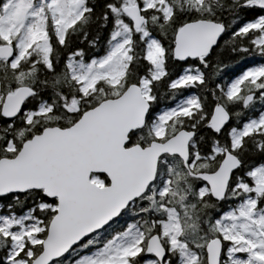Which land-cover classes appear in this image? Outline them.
Instances as JSON below:
<instances>
[{
    "label": "snow or ice",
    "instance_id": "obj_1",
    "mask_svg": "<svg viewBox=\"0 0 264 264\" xmlns=\"http://www.w3.org/2000/svg\"><path fill=\"white\" fill-rule=\"evenodd\" d=\"M0 264H264V0H0Z\"/></svg>",
    "mask_w": 264,
    "mask_h": 264
}]
</instances>
